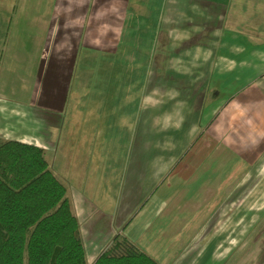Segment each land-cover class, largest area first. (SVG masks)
Instances as JSON below:
<instances>
[{"label":"rangeland","instance_id":"rangeland-1","mask_svg":"<svg viewBox=\"0 0 264 264\" xmlns=\"http://www.w3.org/2000/svg\"><path fill=\"white\" fill-rule=\"evenodd\" d=\"M120 1L109 2L111 21L107 28L95 22L94 30L84 36L82 30L85 31L87 25L90 28V22L79 21L77 33L55 38L50 34L54 30L53 22L29 23L39 32L29 30L28 23H20L22 29L9 33L8 23L0 20V67L4 65L5 71L9 67L11 69V65L16 68L8 84L0 87L1 92L13 95L11 101L0 98V143L19 139L43 148L49 168L68 190V198L74 202L73 193L76 190L80 200H89L93 205L89 207L91 212L86 216L88 225L85 226L90 232L91 229L99 231L104 236L102 242H107L110 234L112 238L115 236L110 226H121L122 219L128 218L130 211L140 205L137 200L129 204L130 200L122 197L132 185L129 183L132 173L137 170L144 172L152 153L156 154L154 156L160 163H167L165 158L170 153L181 152L182 136L199 115L196 111L189 115L184 113L183 117L184 94L194 95L199 91L196 97L202 99L203 95L206 97V90L209 96L221 92L225 104L244 88V83H251L253 78V74L245 70L241 82L232 84L238 71L228 73L222 79V89L217 88L215 92L212 88L215 81H210L209 65H199L206 63L207 55L173 56L171 50L168 52L163 46V31L160 32L159 47L153 45L154 17L159 10V16L165 12L166 0H123L126 11ZM181 4L180 8H183ZM7 9L8 13L12 10L10 6ZM163 15L161 26L165 30L168 22L166 14ZM175 24H182L181 15ZM44 25L48 31H45ZM177 29L172 32V40L176 51H179L177 48L184 37L182 28ZM36 33L42 36L33 37ZM67 56H71L78 67L74 66L71 80L67 83L71 85L70 93L63 105H58L55 101L60 95V89L55 84L57 76L50 82L49 79L55 74L54 69L61 67L59 65H67L65 74L70 72V64L63 61ZM22 65H32L31 74L27 76L23 73L24 68L20 69ZM42 88L44 91H41ZM45 93L48 102L44 105ZM91 96L101 101H84ZM122 96H128V99L119 98ZM102 97H107L108 102H102ZM193 103L200 104L195 99ZM124 105L127 106V114L123 121L120 115ZM140 105L143 112L137 114ZM210 108L208 103L207 111ZM247 116L246 110L240 107L230 112L227 118L231 128L226 134L224 132L217 148L207 151V157L221 160L218 162L221 165L217 163L206 168H216L222 177L208 185L210 193L205 201L223 209L224 224H239V239L241 242L249 240V249L257 254L259 249H264V153L262 156L261 150H249L246 146L258 147L264 132L257 140L253 134L254 127L247 126L251 124V118L247 119ZM178 128L172 140L168 131ZM58 138L62 139V145ZM250 156L252 159L248 162ZM144 182L142 180L136 186L137 189L141 187L143 193L150 186L144 185ZM193 188L196 187L189 185L186 189ZM104 191L108 192L105 196ZM215 191L218 193L216 196L212 195ZM83 229L86 230L85 227ZM121 229L114 232L117 234ZM91 242L84 236L88 264H91ZM149 245L150 241L146 239L139 246L150 254Z\"/></svg>","mask_w":264,"mask_h":264},{"label":"crops","instance_id":"crops-1","mask_svg":"<svg viewBox=\"0 0 264 264\" xmlns=\"http://www.w3.org/2000/svg\"><path fill=\"white\" fill-rule=\"evenodd\" d=\"M110 1L0 0V20L8 23L9 33L10 31L17 32L21 28L19 27L20 23H28L29 30L39 32L34 30V25L29 23L53 22L54 30L50 34H53L55 38L65 35L72 36L77 33L79 21L90 22L92 24L90 28L87 25L86 32L82 30L81 34L84 36L94 30L95 22H100L105 28L109 26L108 22L111 21L108 11ZM120 2L126 11V2L123 0ZM181 2L183 8H180V6L182 7ZM165 4L167 7L165 6L166 10L163 14H166L168 28L162 30L161 22H164V15L159 16L160 10L157 11L153 22L155 31L151 35L153 45L159 47L160 32L163 31V46L168 49V52L171 50L173 56L178 54L207 55L206 63L199 65H209L210 72H208L210 81L211 79L215 81L212 85L215 92L217 88L222 89V79L226 78L228 73L233 74L235 71L238 73L234 74L232 84L241 82V76L244 77L245 70L253 74L252 82L244 83L242 85L244 88L231 96L225 104L221 92L209 96L206 90L207 99L205 95L202 96V99L197 98L199 91L194 95L184 94L183 117L184 113L189 115L196 111L199 115L194 118L187 132L182 136L181 152L175 154L173 151L170 155L168 154L169 157L165 158L167 163H160L159 159L154 156L156 154L152 153L145 169L147 173L145 170L144 172L137 170L132 173L129 182L132 185L129 184L131 187L122 197L127 198V201L130 200L129 204L137 200L140 205L133 212L130 211L128 218L122 219L121 226L118 228L110 226V230H113L115 236L112 238L111 234L108 235L107 242H102L104 236L99 231L91 229L90 232L88 226H85L88 225L86 216L88 212H91L89 207L91 208L93 205L89 200H80L78 191H74V202L69 200L73 213L80 223L82 240L85 236L88 241H92L90 243L91 264L96 262L118 235L125 236L141 250L143 249L139 245H142L146 239L149 240L152 254H148L147 250L143 251L159 264H264V249H259L257 254L252 252L249 249V240L241 242L239 239V224L237 222H231L229 226L224 224L223 209L218 205H208L205 201L210 193L208 185L222 177V174L217 173L216 168L214 170L208 168V172L206 166L212 167L221 160L208 158L207 151L217 148L224 132L226 134L231 128L227 115H230V112L236 107L245 109L248 114L247 119L251 118V124L249 123L247 126L254 127L255 138L258 140L260 134L264 132V85H262L264 83V0H166ZM9 6L12 8L10 13L7 9ZM177 7L179 8L177 9ZM179 15L182 16V24L177 26L175 21ZM44 26L45 31H48L46 25ZM49 28L51 27L49 26ZM177 28H182L184 37L183 42L177 48L179 51H176L174 40H172L174 37L172 32L177 31ZM34 36L37 38L42 34L36 33ZM63 61L70 64V72L65 74L67 65H59L61 67L58 70L55 68V74L53 77L50 75L49 79L50 82L57 76L55 84L57 83L56 85L60 89V95L58 96L59 100L55 101L58 105H63L67 94L70 93L71 85L70 82L67 83L71 80L70 74L73 72L74 66L76 69L78 67L71 56L65 57ZM4 67V65L0 67V87L8 84L11 80H9L11 73L16 70L12 65L11 69L7 67L6 71ZM30 67L32 65H22L20 69L24 68L23 73L28 76L29 73L31 74ZM239 70H241L240 73ZM253 71L259 72L255 74ZM171 74L175 76L173 72ZM170 80L174 81L171 77ZM260 85L263 87L260 88ZM41 91H44L43 88ZM189 91H191L190 88ZM10 97L13 95L8 96L0 90V98L11 101ZM119 98L128 99V96ZM140 99L143 100V96H140ZM194 99L196 103L200 104L194 105ZM116 100L119 101V99ZM84 101L91 103L101 100L91 96L86 97ZM43 102L44 105L48 102L46 93ZM102 102H108L107 97H102ZM208 103L211 104V108L207 111ZM126 108L127 106L124 105L123 113L120 115L123 121L127 114ZM60 110L61 108L58 107L57 111L60 112ZM137 112V114L143 112L141 105ZM139 118L138 115V120H140ZM139 126L143 129V125ZM179 128L168 131L172 140L175 139L173 134L178 133ZM122 129L126 128L122 127ZM73 130L72 128L71 133ZM12 140L22 142L19 139ZM58 141L62 145V139L58 138ZM257 146L253 147L247 144L246 147L253 151L261 150L260 154L263 156L264 137L261 144ZM150 149L153 151V148ZM141 156L143 155L141 154ZM251 159L250 156L247 159L248 162ZM61 163L65 164L63 159ZM142 180L145 181L144 185L145 183L150 185L145 193L142 192L141 187L139 189L136 187L137 183L140 185ZM189 185H194L196 188L187 190ZM107 194L108 192L104 191V196ZM216 194L218 195L217 191L212 195L216 196ZM127 203L124 207L127 206ZM117 229H121V232L116 234L114 231ZM145 245L147 244L145 243Z\"/></svg>","mask_w":264,"mask_h":264},{"label":"trees","instance_id":"trees-1","mask_svg":"<svg viewBox=\"0 0 264 264\" xmlns=\"http://www.w3.org/2000/svg\"><path fill=\"white\" fill-rule=\"evenodd\" d=\"M0 264H88L80 223L45 150L15 140L0 143ZM94 264L159 263L118 235Z\"/></svg>","mask_w":264,"mask_h":264}]
</instances>
